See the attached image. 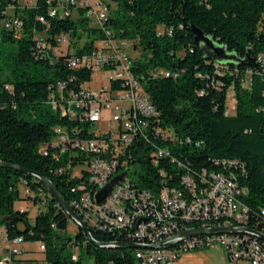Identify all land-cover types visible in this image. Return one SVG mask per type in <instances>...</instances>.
<instances>
[{
	"label": "trees",
	"instance_id": "1",
	"mask_svg": "<svg viewBox=\"0 0 264 264\" xmlns=\"http://www.w3.org/2000/svg\"><path fill=\"white\" fill-rule=\"evenodd\" d=\"M55 3L35 0L21 5L20 0H0V160L30 171L0 165V227L9 239L43 243L45 250L40 252L50 264H137V247L96 245L81 228L74 237L67 234L71 218L33 174L49 178L71 205L78 195L72 188L79 179L72 176L71 168L58 171L66 166L70 153L59 160L54 157L56 129L67 126L72 132L77 127L74 136L96 137L88 121L64 115L60 104L66 103L69 91L78 92L91 81L94 71L72 67L70 60L90 52L104 31L88 26L83 17L50 16L49 8ZM106 3L108 28L142 50L132 59L133 70L144 76L145 92L157 112L149 119L148 134L152 135L153 127L169 133L168 137L134 139L131 165L137 179L131 173L133 183L158 194L164 186L175 185L182 173L222 171L218 161L228 159L234 164L229 168L248 189L244 201L250 207V224H259L264 232V0ZM12 16L21 20L20 27L2 25ZM193 27L223 46L229 58H208L195 42ZM64 32L71 34L72 47L57 56L48 45H56ZM40 36L47 46H38ZM160 70L171 74L160 75ZM59 81L66 85L62 95ZM112 85L122 88L120 83ZM227 109L231 114H225ZM160 149L169 155H155ZM24 186L36 195L25 196ZM23 200L34 205V221L29 208L16 207ZM40 202L44 205L36 209ZM91 233L101 243H134L120 231L91 228ZM73 245L78 248L76 260Z\"/></svg>",
	"mask_w": 264,
	"mask_h": 264
},
{
	"label": "built area",
	"instance_id": "2",
	"mask_svg": "<svg viewBox=\"0 0 264 264\" xmlns=\"http://www.w3.org/2000/svg\"><path fill=\"white\" fill-rule=\"evenodd\" d=\"M75 10L79 12L78 19L74 18ZM49 14L74 20L83 17L88 26L104 31V37L95 42L90 52L71 58L70 66L92 71L107 70L110 86L96 92L87 86L88 82L84 83L78 92L69 91L66 103L60 104L64 115L88 121L96 137H76L73 132L77 127L71 132L64 126L56 129L57 136L52 141L57 149L54 153L56 159L70 153L66 157V166H61L58 171L71 168L72 176L79 179L72 188V192L78 195L72 198L71 205L89 228L120 231L128 242L142 245L136 248L137 264H179L181 253L204 249L217 242L224 247L229 264H237L241 259L251 264H264V239L254 231L264 232L258 228L259 224H250V207L244 201L248 189L229 168L234 165L233 161H218V165L223 166L222 171L203 169L197 175L184 172L175 185L164 186L158 194L139 188L131 180L134 139L143 136L150 140L152 135L168 137L169 133L153 127L152 135L148 134L149 119L157 116L156 108L145 92L144 76L133 70V59L126 51L131 42L116 37L108 28L110 7L106 1L94 5L90 0L80 4L77 0H57L50 6ZM40 20L45 21V18ZM2 25L9 29L18 28L21 20L12 16ZM70 35L69 32L62 33L56 38L57 44L48 45V49L52 47L57 56L66 54L72 47ZM38 46H47L44 37L40 36ZM158 74L170 76L171 73L160 70ZM113 83H120L122 88H114ZM57 87L62 95L65 82L59 81ZM227 96L231 100L233 93L229 92ZM106 113L109 121L98 132L94 127L104 121ZM225 114H231V109ZM155 155L162 157L169 153L160 149ZM82 156L88 157L82 160ZM171 161L176 162V158ZM178 165L182 166V163ZM121 175L110 194L99 201V192ZM23 192L25 196L36 195L25 186ZM43 205L44 202H40L36 209ZM209 228L250 230L179 237L185 231ZM0 242L7 244V251L0 254V264H27L17 260L28 252L22 237L9 239L5 228L0 227ZM44 250L45 245L40 242V251ZM73 259L76 260L77 255L73 254ZM35 264L50 263L42 258Z\"/></svg>",
	"mask_w": 264,
	"mask_h": 264
},
{
	"label": "rangeland",
	"instance_id": "3",
	"mask_svg": "<svg viewBox=\"0 0 264 264\" xmlns=\"http://www.w3.org/2000/svg\"><path fill=\"white\" fill-rule=\"evenodd\" d=\"M94 5H97L100 1H107V0H90ZM35 0H20L21 5H30L34 3ZM77 2L84 3L86 0H77ZM112 7H115V4L112 3ZM79 12L77 10L74 11V18L78 19ZM89 25V24H88ZM127 53L132 58H137L141 55V49H134L133 45L126 49ZM87 86L92 90L99 92L103 87L110 86V78L109 73L107 70H96L93 72L91 81L87 83ZM230 106L232 107L233 101H229ZM106 117L104 121L94 128L97 129L99 132V128H102L106 122L109 121V115L106 113ZM137 166H134V169H137ZM131 177L137 179V175L131 174ZM16 207H27L31 213V220L34 221L35 219V207L32 205L30 201H17ZM78 227L77 225L70 220L66 233L71 235L72 237L75 236L77 233ZM30 250L22 255L24 259H32L34 262L41 260L44 257V253L40 252V242L32 241L26 242L25 244ZM73 253L78 256V248L76 246L71 247ZM179 264H229L228 256L224 249V247L220 243H214L211 246L201 249V250H194V251H187L183 252L179 258ZM237 264H251L248 260H239Z\"/></svg>",
	"mask_w": 264,
	"mask_h": 264
},
{
	"label": "water",
	"instance_id": "4",
	"mask_svg": "<svg viewBox=\"0 0 264 264\" xmlns=\"http://www.w3.org/2000/svg\"><path fill=\"white\" fill-rule=\"evenodd\" d=\"M193 32L195 34V42L196 44L201 48L202 51H204L207 55L208 58L217 60V61H222L225 59L229 58V54L227 53L226 49L223 46L217 45L213 39L205 33L196 28L193 27ZM0 165L2 166H7V167H16L19 168L22 171L25 172H30L28 169L17 166L14 164L6 163L0 160ZM32 173V172H31ZM37 175L42 182L46 185L48 191L50 194L56 199V201L60 204V206L66 211V213L69 215L71 220L77 225L78 228H81L82 231L86 234V236L91 240L93 243L99 246H107V247H116V246H125V247H142V245L137 244V243H101L95 240L92 236L91 229L89 226L86 224V222L81 218V216L73 209L71 206L67 203V201L64 199L60 191L58 190L57 186L47 177L40 176L36 173H33ZM122 178L121 176H117L110 184H108L107 187L102 189L99 194L97 195V199L99 201L105 199L111 192L114 184L116 181ZM242 230H250V229H241V228H209V229H198V230H190V231H185L179 235L180 238L184 237H190L193 235L201 234V233H219V232H224V231H232V232H239ZM254 233L264 239V233L254 231ZM153 247H157V245H154Z\"/></svg>",
	"mask_w": 264,
	"mask_h": 264
},
{
	"label": "crops",
	"instance_id": "5",
	"mask_svg": "<svg viewBox=\"0 0 264 264\" xmlns=\"http://www.w3.org/2000/svg\"><path fill=\"white\" fill-rule=\"evenodd\" d=\"M26 244V243H25ZM25 247H26V249L28 250V252H29V248L25 245ZM7 251V244L6 243H4V242H0V254H3V253H5ZM17 260H18V263H27V264H35V262L30 258V259H24L23 257H22V255L21 256H19L18 258H17Z\"/></svg>",
	"mask_w": 264,
	"mask_h": 264
}]
</instances>
